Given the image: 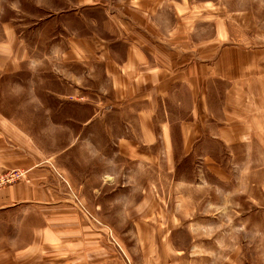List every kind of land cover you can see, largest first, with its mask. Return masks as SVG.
<instances>
[{
    "label": "rangeland",
    "instance_id": "374dc122",
    "mask_svg": "<svg viewBox=\"0 0 264 264\" xmlns=\"http://www.w3.org/2000/svg\"><path fill=\"white\" fill-rule=\"evenodd\" d=\"M160 2L172 26L186 6L203 49L217 25L219 47L255 59L245 67L250 83L239 84L251 97L231 90L228 101L241 108L225 107L227 125L207 127L187 148L176 138L173 157L161 131L142 143L135 99L114 97L96 51L81 49L84 36L97 43L100 30L125 23L115 17L126 0H59L31 28L24 17L35 5L0 0V111L59 167L32 200L0 207V264H264V0ZM24 46L28 60L18 63ZM222 89L200 122L217 118ZM120 137L150 156L134 157ZM5 159L0 152V191L30 180Z\"/></svg>",
    "mask_w": 264,
    "mask_h": 264
},
{
    "label": "crops",
    "instance_id": "0c3cea01",
    "mask_svg": "<svg viewBox=\"0 0 264 264\" xmlns=\"http://www.w3.org/2000/svg\"><path fill=\"white\" fill-rule=\"evenodd\" d=\"M28 1L36 6L24 17L30 23V28L36 23L35 18L43 21L52 18L59 2ZM126 1L129 3V9L123 10L119 17H115L125 23L116 25V31L115 27H110L109 32L108 28L105 31L100 30L97 43L92 44L90 34L84 36L81 49L83 53L91 51L88 52L90 56L96 51L97 58H94L93 62L98 63L99 76L107 89L113 91L114 97L135 99L137 107L134 112L140 119L142 143L157 142L160 136L158 131H161L164 143L173 157L176 138L182 147L187 148L193 143L196 134L202 135L207 127L217 130L227 125L226 119L219 120L224 116V112L226 115L225 107L241 108L228 101V94L233 90L236 94L248 96L239 88V84L250 83L247 81L249 72L245 71V67L247 63H254L255 59L252 58V50L244 47L229 44L219 47L217 25L214 37L206 39L211 43L205 44L206 48L203 49L204 42L194 31L196 26L188 27L187 14H181L183 9H186L182 4L179 6V13H175V18H179L178 25L172 26L169 21L165 24L164 20L168 15L161 0ZM20 49L24 56L18 63H25L28 60L27 47ZM9 64L12 66L16 62ZM234 83L235 86L231 87ZM217 85L223 87L217 99L221 105L223 94L225 103L215 112L217 118L214 116L200 122V114L208 113L210 117L215 111L213 96ZM171 115L179 117L177 124L171 120ZM215 120L220 124L216 125ZM5 137L9 141L6 142ZM118 146L128 147L129 152L136 158L142 156L147 159L150 156L144 150L138 149L140 143L126 137L119 138ZM0 152L6 155L3 161L6 170L30 174L29 177L27 173H23L29 177V181L23 177L20 185H10L0 191V207H10V202L22 199L32 200V194L36 191L34 187L45 186V178L51 172H59L53 157L44 156L33 137L24 132L16 120L5 116L1 111Z\"/></svg>",
    "mask_w": 264,
    "mask_h": 264
}]
</instances>
